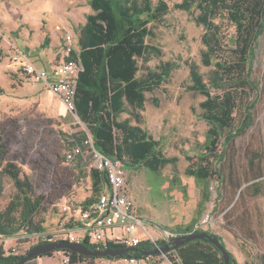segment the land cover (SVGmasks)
<instances>
[{
    "label": "rangeland",
    "instance_id": "obj_1",
    "mask_svg": "<svg viewBox=\"0 0 264 264\" xmlns=\"http://www.w3.org/2000/svg\"><path fill=\"white\" fill-rule=\"evenodd\" d=\"M166 1L172 7L181 0ZM68 2L0 0V16L8 14L9 20H17L22 13L33 25L46 21L56 33L59 16L75 14L87 7L70 6ZM192 17L186 11L171 10L154 25L156 36L149 42L157 46L162 55L153 58L148 65L157 67L171 60L180 67L154 93L146 94L148 100L142 112V126L161 140L164 153L178 157V162L158 173L146 167L126 168L129 170L126 179L129 191L135 209L147 222L174 229L200 224L201 229L222 237L239 264H264V29L253 45L251 69L241 74L235 71L230 76L223 74L226 80L223 87L211 88L212 94H222L226 90L243 94V107L247 114L251 113L253 122L244 133L236 135L228 144H221L220 151L224 155L216 164L220 177L216 175L210 181H199L185 173L191 163L187 156L196 160L197 144L204 142L209 125L198 116L205 96L189 90L192 84L190 64L198 66L207 82L216 67L202 62L201 53L206 47L201 36L205 28L198 26ZM216 21L231 38L238 36L235 26L225 15ZM33 33L35 30L31 35ZM67 35L70 34H63L65 45ZM19 39V31L4 27L0 19V48L3 50L0 56V88L3 89L0 92V126L7 160L15 162L29 176L41 200L33 222L44 220L43 234L50 236L60 228L73 230L76 227L74 218L78 217V210L93 194L92 159L90 156L79 158L71 164L65 161L72 146L69 142L75 140L74 136L82 137L84 129L45 84L32 79L14 61L11 44ZM236 46L233 42L226 43L227 61L231 54L236 55L233 51ZM240 78L246 81L243 83ZM152 98H156L157 103ZM237 115L241 121L243 115L240 112ZM125 116L127 114H122L120 119ZM250 160H254L253 167ZM260 174L262 178L257 179ZM3 179L0 209L3 221L11 225L16 222L18 190L10 177L3 176ZM203 220L206 222L202 223ZM149 231L154 235L155 230L150 228ZM32 235L23 231L13 237L0 234L3 255L9 256L13 248L25 254L39 242Z\"/></svg>",
    "mask_w": 264,
    "mask_h": 264
},
{
    "label": "trees",
    "instance_id": "obj_2",
    "mask_svg": "<svg viewBox=\"0 0 264 264\" xmlns=\"http://www.w3.org/2000/svg\"><path fill=\"white\" fill-rule=\"evenodd\" d=\"M88 3L93 13L87 15L85 24L79 28L78 46L83 70L79 74L75 102L77 114L88 125L95 147L107 156L121 160L124 167L129 169L146 167L158 173L168 165L177 164L178 157L167 156L161 140L142 126V112L148 100L146 94L154 93L180 67L179 63L171 60L163 61L157 67L148 65L153 58L162 55V51L149 42L156 36L154 25L171 10H182L190 13L198 26L205 28L201 36L206 47L201 53L202 62L206 66L216 67L207 82L198 66L190 64L192 84L189 90L205 96L200 103L202 111L198 116L208 123L209 128L204 142L197 144L199 152L196 160L187 156L191 163L185 173L206 182L216 175L220 177L216 164L224 155L220 151L221 144H228L236 135L244 133L253 118L251 113L245 112L243 94L232 90L212 94L211 88L223 87L226 82L223 74L230 76L235 71L241 74L251 69L253 45L264 29V0H181L172 7L166 0H157L155 4L152 0H88ZM223 15L235 26L238 34L235 39L224 33L221 23L216 21ZM49 40L47 37L46 42ZM231 42L238 46L233 50L236 55L231 54L227 61L225 45ZM0 56H3L2 49ZM239 81L244 83L246 80L240 78ZM0 92L3 89L0 88ZM152 101L157 103L156 98H152ZM238 112L243 115L241 121H238ZM123 113L127 117L120 119ZM74 137L75 142L81 140L78 136ZM250 163L253 167L254 160H250ZM3 176L10 177L18 190L15 196L18 208L16 222L11 225L3 221L4 215L0 209V234L13 237L22 231L27 234L44 232V220L33 222L41 206L35 185L19 165L7 160L0 126V195L4 191ZM91 176L93 194L83 202L82 207L93 203L108 184L105 172L92 168ZM260 178L262 174L257 179ZM193 227L191 224L172 232L186 236L191 232L205 231L216 235L225 245L220 235L201 228L193 230ZM49 242L39 241L36 245ZM81 243L91 250L127 248L112 241L101 245L88 240ZM166 244V241L160 240L157 245L163 247ZM157 245L143 241L136 246V251H129L123 256L145 257L144 253H151ZM56 251L70 253L72 264L96 258L68 249ZM53 252L44 255H52ZM166 255L172 264H225L221 251L208 239L193 240L171 249ZM23 256H4L0 248V264H15ZM158 256L160 254L153 255ZM229 264H239L233 254Z\"/></svg>",
    "mask_w": 264,
    "mask_h": 264
},
{
    "label": "built area",
    "instance_id": "obj_3",
    "mask_svg": "<svg viewBox=\"0 0 264 264\" xmlns=\"http://www.w3.org/2000/svg\"><path fill=\"white\" fill-rule=\"evenodd\" d=\"M66 40V59L50 70L38 69L29 61L25 52L17 47L13 49V59L32 79L45 84L83 127L84 134L79 137L81 140L79 142L72 140L75 143L71 144L72 146L67 151L65 161L71 164L79 158L86 159L90 156L92 167L106 173L108 184L93 203L78 210V217L74 218L77 225L73 230L60 228L50 236L43 232L35 233L32 236L38 238L39 241L54 240L57 242L64 239L73 243H81L83 240H88L96 245L112 241L127 247H136L143 241L157 245L160 240L168 242L172 237L180 236L181 234L167 230H163L165 236L162 239L151 234L149 229L157 230L159 224L147 222L135 209L126 180L127 171L122 161L107 156L95 147L88 125L81 120L76 110L77 83L79 74L83 70L80 48L73 44L70 35L66 36ZM205 222L206 220L202 221V223ZM200 226V224L194 226L193 230L199 229ZM117 231L119 234L116 233ZM157 247L159 246L157 245ZM166 253H161L158 257L145 255L141 258L134 256L96 257L85 259L78 264H166V262L172 264ZM10 255L24 254H21L18 248H13ZM59 264H72L70 253L62 252Z\"/></svg>",
    "mask_w": 264,
    "mask_h": 264
},
{
    "label": "crops",
    "instance_id": "obj_4",
    "mask_svg": "<svg viewBox=\"0 0 264 264\" xmlns=\"http://www.w3.org/2000/svg\"><path fill=\"white\" fill-rule=\"evenodd\" d=\"M68 4L75 7L87 5V7L83 11H77L75 14L59 16L58 23L55 26L56 33L50 30L46 21L42 20L38 25H33L23 17L22 13L21 19L19 17L17 20H9L10 15L8 14L0 16L1 23L4 27H7L11 31L15 29L19 31V41L11 44L12 53L15 47L22 49L29 61L38 69L42 70H50L63 62L66 59L63 34L69 33L72 36V41L78 46L79 28L85 24L87 15L93 13V9L88 3V0L85 2L81 0H69ZM32 30H35L33 35H31ZM47 37L50 38L48 42H46ZM163 230L172 231L174 228H167L159 224L158 229L154 231V235L157 238H164L165 234L163 235ZM60 258H62V252L59 251L58 253L57 251L52 255H42L30 259L24 264H59Z\"/></svg>",
    "mask_w": 264,
    "mask_h": 264
},
{
    "label": "water",
    "instance_id": "obj_5",
    "mask_svg": "<svg viewBox=\"0 0 264 264\" xmlns=\"http://www.w3.org/2000/svg\"><path fill=\"white\" fill-rule=\"evenodd\" d=\"M198 239H208L210 243L215 245L222 253L225 264H229L230 257L232 253L227 249L226 245H223L222 242L218 239V237L214 234H209L207 232H200V233H191L186 236H176L172 237L168 240L167 244L163 247H157L151 253L146 252L144 255H157L161 253H166L171 249H177L179 246H183L193 240ZM59 249H68L70 251H74L80 253L84 256H92V257H118L123 256L129 251H136V247H127V248H120V249H112L107 248L104 250H91L85 244L82 243H73L67 240H59L57 242H49L46 244H39L31 249L27 253L24 254L22 258L15 264H24L30 259L36 258L38 256H42L44 254H48L50 252L59 250Z\"/></svg>",
    "mask_w": 264,
    "mask_h": 264
}]
</instances>
